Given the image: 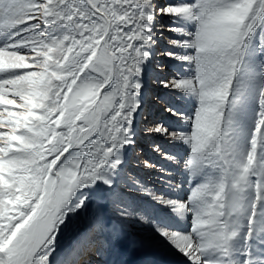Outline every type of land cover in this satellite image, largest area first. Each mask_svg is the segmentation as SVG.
<instances>
[{
	"label": "snow or ice",
	"instance_id": "obj_1",
	"mask_svg": "<svg viewBox=\"0 0 264 264\" xmlns=\"http://www.w3.org/2000/svg\"><path fill=\"white\" fill-rule=\"evenodd\" d=\"M165 32L175 126L144 91ZM140 134L179 149L142 162L161 189L127 173ZM113 217L182 264H264V0H0V264H85L104 232L119 255Z\"/></svg>",
	"mask_w": 264,
	"mask_h": 264
},
{
	"label": "rangeland",
	"instance_id": "obj_2",
	"mask_svg": "<svg viewBox=\"0 0 264 264\" xmlns=\"http://www.w3.org/2000/svg\"><path fill=\"white\" fill-rule=\"evenodd\" d=\"M165 23H167V20H165ZM171 35H172L171 33L165 32L163 38L159 40L158 47H157V55L153 58L152 63L145 70L144 83L148 87L145 86L144 91L146 93V104L152 112V117L150 118L154 117L157 119H162L166 123H171L175 126L178 122L174 118L169 117L168 114H166L165 112L159 113V111L162 110V105L156 100L157 96L165 94L167 90L162 89L160 85L154 83L152 80L153 75L160 76L162 78L168 77L170 74L174 73L176 70V65L173 62L168 60L166 57L159 55L160 52H163L167 48V38ZM157 63L162 65V70H156L155 65ZM139 127H143V125L141 124L139 125ZM160 139L163 140V138L161 137H153V136L140 134L137 137V143L134 146V148L129 149L127 153V158H128V163L126 165L127 173L141 180L149 188H155V189H161L162 187L161 179L162 178L158 175V173L155 170L143 167V163H142L144 160H148L151 162L152 161L151 157L152 158L157 157L161 161V163L158 162L157 164L165 163L162 160V158L156 152L153 151V147H152L153 144L154 143L160 144L162 148L168 152L179 151V149L169 144L167 140L166 142L161 143ZM177 179L179 180L180 178L177 177ZM129 194L133 195L137 199L141 198L137 196L134 191H129ZM109 214L111 215V213ZM114 218L115 217H113V219ZM114 220L116 221L117 219L115 218ZM116 222L119 223V225L125 232L134 233L135 235L137 234L138 241H144V243L148 242L146 244L147 246H149V242L154 243L156 241L157 242L160 241L158 238L154 237L151 234L150 229L147 224H141L135 220H130V222L129 221L120 222L117 220ZM89 227H90V221L88 220L87 216L84 213H81L79 217L73 219V221L68 225V227L62 231L59 237L62 245H64L66 248L71 246L72 242L75 240L78 233L83 232L85 229ZM111 228L112 227L109 225V229ZM109 235H110L109 232H104L103 234H99L100 237L97 235L96 243L92 250V253H94V256L96 255L95 258L86 257L85 256L86 254H84L83 256L79 257V259L83 261L86 259L87 264H89V262L91 264L93 263L94 264H104V262L106 261L110 262L112 260H118L120 264H127L126 263L127 261H123V255H122L127 245V240H125L126 237L123 236L121 233L122 238L123 237L125 238H123L124 242L121 240L119 244V255H109L106 251V244H107ZM100 245H102V249L99 248ZM162 245H164L162 242H159L157 244L158 248L161 247V249L163 248L162 250L165 251V248ZM95 248H99L101 250V253L103 254L95 252ZM164 253L166 254L167 252H164ZM162 264H166V263H162Z\"/></svg>",
	"mask_w": 264,
	"mask_h": 264
},
{
	"label": "bare ground",
	"instance_id": "obj_3",
	"mask_svg": "<svg viewBox=\"0 0 264 264\" xmlns=\"http://www.w3.org/2000/svg\"><path fill=\"white\" fill-rule=\"evenodd\" d=\"M146 87H148L145 84ZM164 112L163 110H160L159 113ZM165 118V117H164ZM163 118V119H164ZM151 119V118H150ZM161 140V139H160ZM162 142H166L165 139L161 140ZM140 154V153H138ZM152 161L151 162H155L158 163L161 161L157 158V157H151ZM136 164V163H135ZM134 165V164H133ZM138 165V164H137ZM154 174V173H153ZM157 175V174H155ZM159 175V174H158ZM153 176V175H152ZM160 176V175H159ZM142 177V176H141ZM180 179H183V177H179ZM144 179V178H143ZM160 186V185H159ZM133 193V192H132ZM115 219V218H114ZM113 219V224L115 226V230H117L118 232H121L123 236L126 237L125 240H127V245L124 249V252L122 253L123 255V261H127V264H145L146 260H152L157 262L158 264H162V263H166V264H182L181 258L179 256H177L175 253H173L171 250H169L167 248V246L164 244L162 245L165 248V251H163L161 249V247L158 248L157 244L159 242H154V243H150L149 242V246H147L146 243H144V246L141 247L139 245V241L137 239V234L135 235L134 233H127L125 232L121 226L119 225V223H117L115 220ZM130 222V221H129ZM112 227V225H110ZM122 230V231H121ZM132 230V229H131ZM99 236V235H98ZM100 237V236H99ZM102 237V236H101ZM123 237V238H125ZM122 238V241H123ZM148 240V239H147ZM124 242V241H123ZM103 243V242H102ZM102 249V245H100V247ZM122 249V248H121ZM163 251V252H162ZM96 252V251H95ZM164 252H167L166 254ZM86 257H92L95 258L94 253L89 252V253H85ZM138 256V257H137ZM122 257V256H121ZM90 261V260H89ZM176 263H174V262ZM85 264H87V260H84ZM94 262V261H93ZM91 264V263H90ZM94 264V263H93Z\"/></svg>",
	"mask_w": 264,
	"mask_h": 264
}]
</instances>
